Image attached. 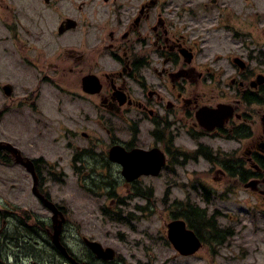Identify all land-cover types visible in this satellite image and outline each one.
I'll use <instances>...</instances> for the list:
<instances>
[{
  "label": "flooded vegetation",
  "instance_id": "af4514ba",
  "mask_svg": "<svg viewBox=\"0 0 264 264\" xmlns=\"http://www.w3.org/2000/svg\"><path fill=\"white\" fill-rule=\"evenodd\" d=\"M219 1L0 0V121L6 112L26 119L28 108L39 109L45 96L68 82L76 116L95 113L93 122L103 132L93 137L80 124L70 131L91 143L76 147L72 159L79 172H120L127 186L151 198L152 187L137 186L142 177L187 172L189 164L203 161V168L190 171L216 172L230 179L233 190L264 202V0H227V8H218ZM26 136V142L34 139ZM18 141L0 128V145L13 144L34 162L39 190L52 200L45 160L25 154ZM118 146L155 157L154 166L163 161L161 173L126 180L123 165L111 159ZM85 152L97 155L96 163ZM0 165L22 166L6 148L0 149ZM10 180L0 178V199L7 194L8 203L0 208V264H38L43 255L52 258L47 264H121L87 247L82 255L74 252L66 241V206L61 242L67 252L55 247L51 218L30 223L26 211H18ZM184 182L207 206L183 189L185 198L174 203L169 222L188 223L174 214L189 203L211 214L214 190L201 180ZM214 217L207 224H216ZM28 224L39 228L36 237Z\"/></svg>",
  "mask_w": 264,
  "mask_h": 264
},
{
  "label": "rangeland",
  "instance_id": "374dc122",
  "mask_svg": "<svg viewBox=\"0 0 264 264\" xmlns=\"http://www.w3.org/2000/svg\"><path fill=\"white\" fill-rule=\"evenodd\" d=\"M225 2L227 0H220L217 7L227 8V3L223 4ZM68 88H72L71 85L62 82L55 94L45 96L39 109L28 108L26 119L14 116L12 112L11 115L21 122H15L6 112L0 128L18 135V143L25 154L42 157L46 167L54 172L50 174L46 167L43 168L45 189L56 204L66 206V241L70 242L74 252L81 254L86 248L82 239L89 237L104 246L113 247L116 250L115 261L121 264H264V202L249 192L233 190L236 187L230 179L216 172L190 171L203 168V161L189 164L187 172H162L158 177H142L137 184L139 189H154L150 203L145 197L134 195V189L126 185L120 172L94 174L76 170L72 159L76 147H90L91 143L82 136L75 139L70 131L80 124L81 130L89 131L93 137L103 132L93 122L98 121L95 113H83L80 118L76 116L75 112L79 111L73 109V97L69 95ZM88 119L91 121L85 122ZM26 134L34 139L26 142ZM102 174H109L110 180H115L113 188L104 185ZM8 175L11 177V190L19 195L18 206L21 209L18 211H26V216L31 217L30 223L37 216L47 220L53 216L32 193L33 180L24 167L0 165L1 180L6 181ZM189 178L201 180L214 190L209 201L211 214L208 218L214 215L218 228L229 230L231 237L227 234L221 243L214 242V238L209 240L208 237L213 233L204 231L207 236L204 247L196 255L181 256L167 239L166 223L170 221L172 212L177 211L174 203L185 198V189L187 198L192 194L200 206H207L198 193L190 190L191 181L185 185L184 181ZM87 183H92L96 192L88 191L84 187ZM111 190L114 192L108 194ZM6 195L2 194V197L5 199ZM4 199H0V208L8 204H4ZM146 205H149L148 209L138 210ZM112 210L121 217L104 215ZM40 259L41 263L36 259L38 264L52 262L47 255ZM32 262L29 261L30 264Z\"/></svg>",
  "mask_w": 264,
  "mask_h": 264
},
{
  "label": "water",
  "instance_id": "95a60500",
  "mask_svg": "<svg viewBox=\"0 0 264 264\" xmlns=\"http://www.w3.org/2000/svg\"><path fill=\"white\" fill-rule=\"evenodd\" d=\"M9 89V86H6ZM1 148H6L12 151L16 157L18 163L23 164L28 171H30L35 178V185L33 188L34 193L43 201L46 207L50 208L53 215V234L52 239L55 245L66 253L67 248L61 243V231L63 223L65 221L62 211H60L54 203L49 201L38 188V175L35 169V164L32 160L25 158L21 152L11 144L0 145ZM111 159L115 162H120L123 165L122 175L128 181H133L141 175H155L158 176L161 172V165L163 161L157 160V165H153L156 162V158L148 154L141 153L140 151H134L126 153L121 147H113L111 149ZM168 238L174 245V247L183 255H191L199 250L202 246L200 238L196 233L187 228V223L183 219H175L168 223ZM85 244L93 250L97 256L104 259H113L115 257V250L111 247L104 248L103 245L96 241H91L88 238L84 239ZM74 264H86L80 263L77 260H73Z\"/></svg>",
  "mask_w": 264,
  "mask_h": 264
},
{
  "label": "trees",
  "instance_id": "16d2710c",
  "mask_svg": "<svg viewBox=\"0 0 264 264\" xmlns=\"http://www.w3.org/2000/svg\"><path fill=\"white\" fill-rule=\"evenodd\" d=\"M91 159V162L92 163H96L94 162V159L96 158L97 155H95L93 152H85ZM94 174H96L97 172H92ZM102 178L104 179L103 180V183L104 185H107L111 188H113L114 186V181L115 180H110V175L109 174H102L101 175ZM106 177V179L104 178ZM96 178L95 176L93 175L92 176V181H94ZM87 188L91 191V192H96L95 188L92 187L90 188L89 186H87ZM114 191L111 190V193H108V194H112ZM139 194L140 196L142 197H145L146 199H148V203H150V193L149 192H145V193H137L135 192L134 195L136 196H139L137 195ZM145 208H149V205H146V207H144L143 209ZM110 214L114 217H119L120 215L119 214H116L114 211L110 212ZM174 215L176 216H182L184 218H186L188 220V223L190 225L191 228H193L195 230V232L202 238H204L205 240L207 239V236H205L203 233L207 232V230L211 231V234L213 233V236H209V240L211 239H215L214 242H220L222 240H224L227 236V234H229L228 236L231 237V233H229L227 229H221V228H218L217 224L215 223H212V224H207L206 220L208 218V214L205 210H202L198 207H196L195 205L193 204H187V207L185 208H181L180 210H178L177 213H175ZM214 217V215L210 216L209 218H212ZM28 219H31L30 216H27ZM42 232L44 233L43 234V238L45 241H48L49 240V237L47 236V233H46V227L49 226V223L47 220H44L42 222ZM28 233L33 236V237H36L35 235V232L36 231H39V228L36 227L35 225H30L28 224ZM201 227H204V229H202ZM205 231V232H204ZM213 239V240H214ZM4 256L0 255V262L4 263Z\"/></svg>",
  "mask_w": 264,
  "mask_h": 264
}]
</instances>
